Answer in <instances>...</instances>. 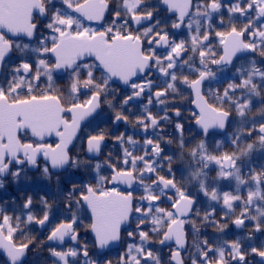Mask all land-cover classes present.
Returning a JSON list of instances; mask_svg holds the SVG:
<instances>
[{
	"label": "snow or ice",
	"instance_id": "1",
	"mask_svg": "<svg viewBox=\"0 0 264 264\" xmlns=\"http://www.w3.org/2000/svg\"><path fill=\"white\" fill-rule=\"evenodd\" d=\"M112 3L0 0V188L7 177L18 183L22 174L26 176L27 167L38 168L40 157L44 160L41 174L46 179L61 170L84 168L95 173L96 181L80 187L73 184L67 190L65 208L69 215L55 224L50 220L53 205L44 198L39 216L32 211L31 196L19 206V214L14 201L0 206V249L6 253L8 264H26L29 252L37 246L33 239L23 238L24 229L32 224L41 228L52 225L49 242L63 245L66 238L76 242L67 249L49 248L56 264H76L74 258L80 256L84 264H112L103 250L122 241L131 242L117 264H162L159 252L149 247L154 243L170 247L167 264H185L181 253L190 247L195 249L188 256L190 264H250V256L259 257L257 264H264V240L258 246L245 245L241 238L210 242L198 239L201 233L197 226L199 221L223 233L228 220L237 228L248 220L255 222L253 233H264V164L257 171L251 163V154L264 150V0H116L111 7ZM161 7L175 19L169 16L162 20ZM86 21L99 26H86ZM217 26L224 30H216ZM182 28L190 33L188 40L177 41L170 36L171 30ZM158 49L166 51L159 54ZM187 53L192 55L185 58ZM197 56L199 67L194 66ZM244 57L251 58L237 67L234 61ZM210 65L221 72L231 66L236 75L222 90L213 89L211 82L218 78ZM59 73L70 78L67 96L55 86L54 74ZM154 73L165 78L162 90L153 91L159 87L152 79ZM114 80L130 89L115 103L109 99L116 95L110 87ZM181 87L194 94L199 111L192 116L205 137L189 148L183 124H175L179 158L187 157L189 169L182 182L172 169L175 154L162 155V136L145 139L140 146L143 154L137 155L139 141L121 134L115 138L121 155L116 159L109 155L103 164H90L70 152L82 122L100 116L102 103L114 110H127L131 102L147 95V105L134 121L147 133L149 128L159 129L161 121H171L167 114L169 97L175 100ZM154 101L165 105L163 116L153 115L149 109ZM254 102L260 105L255 115ZM175 116H181L178 108ZM128 120L124 111L112 118L113 123ZM233 120L239 124L230 137L234 150L222 151L219 142L210 150L207 137L220 134L217 130L226 129ZM253 133L255 143H245ZM22 134L36 138L35 142H23ZM52 136L58 138L54 145L45 142ZM105 140L104 131L87 135L85 154L98 156ZM165 162L167 174L161 175ZM212 165L217 170L215 178L209 175ZM102 168L110 174H101ZM220 180L235 181V192L220 191ZM56 182L59 185L58 176ZM191 185L197 191L186 190ZM136 186L141 189L139 194ZM242 186L246 196L241 194ZM198 193L222 202L227 209L221 217L223 223L216 219L215 208L201 215ZM165 201L169 207L161 206ZM237 206L241 208L239 215L235 214ZM85 208L91 214L87 229L98 250L95 259L86 243L79 244V213ZM186 225L197 237L191 245ZM245 239L252 241L253 235Z\"/></svg>",
	"mask_w": 264,
	"mask_h": 264
},
{
	"label": "flooded vegetation",
	"instance_id": "2",
	"mask_svg": "<svg viewBox=\"0 0 264 264\" xmlns=\"http://www.w3.org/2000/svg\"><path fill=\"white\" fill-rule=\"evenodd\" d=\"M153 3H157L158 0H152ZM116 3V0H113V3L111 7H114ZM59 6V4H58ZM161 12V19L163 20L165 17H171V19H175V16L165 11L163 7L160 8ZM106 14V19H107ZM225 22H227V14L225 13ZM86 26L91 25L92 27H98L99 25L97 22H85ZM216 30H224V28L217 26ZM170 36H174V38L179 41L181 39L188 40L190 33L187 31V29L182 28L180 30H171ZM24 42H27L26 40ZM213 44L216 45L217 42L214 40ZM166 50L165 49H158L159 54H163ZM10 55H15L10 54ZM191 53L185 54V58L187 56H191ZM251 57H244L240 61H234L237 67L241 63L247 62V59H250ZM257 62L259 63V57H256ZM195 67H199V57H195ZM210 67L213 68V71H217V80L211 82V87L213 89L220 88L222 90L223 87H226L228 82H231L233 77L236 75L235 69L229 66L224 71H218L216 66L210 65ZM185 75L188 74L187 70L184 72ZM194 78V77H190ZM152 79L154 80L155 84L159 87H156L153 89V91L156 90H162L165 78L162 76H159L158 73H154L152 76ZM54 81L55 86L59 88L65 96H67V87L70 84V78L67 73H61V74H54ZM43 81L41 82V87H43ZM206 86L207 82H206ZM113 89H115V97H109V99H113V102L119 101L122 97L126 96L130 93V89L128 86L123 85L122 82L113 81V83L110 85ZM86 97H81V99H84ZM194 94L191 92V90L181 87V94L177 96L175 100L169 97V101L167 104V114L172 118L170 122L167 121H161V126L159 129H151L149 128L148 132L145 133L141 128L137 127L134 124V121L140 114L143 112V108L145 105H147V95H144L140 98H138L135 102H131L129 106H127V110H122L121 108L117 107L115 110L108 107L106 103H102L101 109L102 114L100 116H97L95 118L89 117L85 121L82 122L80 131L77 134V139L73 141V145L70 146V152L73 154H78L81 159L85 160L86 162L90 164H95L97 162H100L103 164L104 161L108 160L109 155L113 159H116L121 155V149L120 145L116 141V137L124 134L125 136H133L134 139L139 141V144L137 145V152L135 154L142 155L143 151L140 150V146L143 145L145 139H155L157 136H162L163 141L161 142V147L164 149V152L162 155H174V161L172 164L173 172L176 174V178L178 181H183L184 178H187L188 176V167H187V157H185L183 160L179 158V146L177 141V131L175 129L176 123H182L184 126L183 136L185 143L187 147H192L201 139H205V137L201 134V130L199 129V126L196 125L195 119L192 116L193 112H198V110L194 106ZM256 104V107L253 109V115L256 114L257 108L260 107L258 102H254ZM149 109L152 111L153 115H164V109L165 105H159L156 104L155 101L153 102V105H148ZM179 109L181 112L180 117L175 116V110ZM118 111H124L125 115H128L129 120L128 122H118L113 123L112 118L114 117L115 113ZM233 117H235V113L233 112ZM239 127V124L233 120L232 124L228 126L224 130H217L220 134L215 136H209L207 137V142L210 145V150L212 148H215L216 144L219 142L221 145L222 151H233L234 147L231 145L230 137L232 134L237 130ZM99 131H104L106 133V140L105 144L101 149V153L98 156H92L91 154L86 155L84 151V145L86 143V137L89 134H96ZM21 139L23 142H35L36 138L31 137L30 135L24 136L21 135ZM57 139L55 136L52 137H46L45 142L46 143H53L57 142ZM168 139L172 140L171 144L166 143ZM256 135L253 133V137L246 140L245 143H255ZM191 142V143H189ZM251 163L253 167L259 171V165L264 164V150L256 149L251 154ZM44 160L42 157L38 158V168H31L27 167L26 176H23V178L18 182L15 183L12 181V178L9 176L4 181V187L0 188V206L7 207L9 204H11L13 201L15 205L17 206V214H19V206L23 204L26 197L31 196L33 200V213L37 216L41 215L40 209L43 207V205L40 203L41 198L47 199L50 204L53 205V211L50 214V220H52V223H58L63 220L69 215L68 211L65 208V205L67 201L65 200V197L67 195V190L70 189L73 184H75L77 187H80L84 183H91L95 184L96 181L94 179L95 173L91 171L90 169H71L68 172L60 171L58 174L54 173L52 178L46 179L41 174V168L43 167ZM166 169H167V163L165 162V171H162L161 175H166ZM245 174L247 173V169H244ZM101 174L108 175L110 174L106 168L101 169ZM209 175L213 178L217 175L216 166L212 165L209 170ZM57 176L59 177L60 183L57 184ZM148 182V181H146ZM121 190H124L123 185L120 186ZM137 187V194L140 193L141 189L139 186ZM217 187L220 191H230L235 192L236 190V184L235 181L231 180H220L217 184ZM186 190L189 191H197L194 185L188 186ZM241 194L246 196V188L241 187ZM162 207H169V203L165 201L161 204ZM197 207L199 208L201 215H203L204 211L215 208L216 210V219L219 220L221 223L224 222V220L221 219V217L225 216V213L227 212V209L224 208L222 202H215L210 201L207 197L203 195V193H198L197 195ZM75 207H73V211H75ZM241 211V208L237 206L235 208V214L239 215V212ZM9 215H12L13 213L9 211ZM254 214V212L252 213ZM81 218V227L78 228V231L80 233V240L79 244H87L90 256L95 259L97 254V249L94 246V236L93 234L88 231L87 225L90 223V213L85 208L82 209L79 213ZM235 216H233V219ZM254 221H245V225L243 227L237 228L235 225L231 223V220H228V227L225 229L223 233H219L216 231V229L212 226H205L201 225L199 221H197V226L200 228V236L198 239H209L210 242H212L214 239L222 238L224 240L232 241L237 238H241L245 245L248 243H252L254 245H259L261 240H264V233H253V225ZM52 225H49L47 227L41 228L39 225L32 224L29 225L27 228L24 229L25 237L23 238H31L36 242V247L32 248V250L29 252L26 264H56V258L52 257L49 252V248L53 247L57 250L67 249L70 247H75L76 242L71 241L70 239L66 238L65 243L63 245L56 244L49 242L47 240V236L49 234V228ZM132 227H135V225H132ZM186 231L188 232V241L189 245H191V242L193 239L197 238L192 235L191 226L186 225ZM123 234V233H122ZM253 235V240L248 241L245 239L247 236ZM17 236L19 237V233H17ZM131 241H122L121 243H116L111 245L108 249L103 250L104 254L106 255V258L110 261H112V264H117L120 256H122L125 252L127 243ZM149 247H152L154 250H157L159 252V255L162 259V264H167L169 259V252L170 247L169 246H161L159 244H152L149 245ZM172 248L175 247L174 244L171 245ZM191 253H195L194 248H189L187 251L182 252V256L185 257V264H190V261L188 260V256ZM76 264H84V257L80 256L77 258H74ZM250 264H257L259 261V257H248ZM0 264H8V261L6 257L2 254L0 249Z\"/></svg>",
	"mask_w": 264,
	"mask_h": 264
},
{
	"label": "water",
	"instance_id": "3",
	"mask_svg": "<svg viewBox=\"0 0 264 264\" xmlns=\"http://www.w3.org/2000/svg\"><path fill=\"white\" fill-rule=\"evenodd\" d=\"M59 74H61V73H59ZM115 81H117V82H119V80H115ZM194 106H195V108H196V105L194 104ZM197 110H198V108H196ZM199 111V110H198ZM82 125V124H81ZM62 171V170H61ZM89 213H90V211H89ZM91 215V214H90ZM1 252H2V254L6 257V259H7V261H8V258H7V255H6V253L4 252V250L3 249H1Z\"/></svg>",
	"mask_w": 264,
	"mask_h": 264
}]
</instances>
